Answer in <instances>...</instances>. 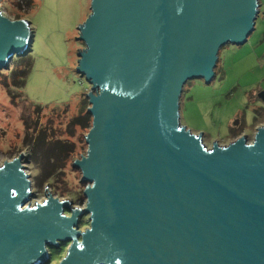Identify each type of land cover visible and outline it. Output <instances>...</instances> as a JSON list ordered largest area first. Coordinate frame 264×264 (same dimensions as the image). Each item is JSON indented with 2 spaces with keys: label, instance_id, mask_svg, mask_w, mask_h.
Segmentation results:
<instances>
[{
  "label": "water",
  "instance_id": "95a60500",
  "mask_svg": "<svg viewBox=\"0 0 264 264\" xmlns=\"http://www.w3.org/2000/svg\"><path fill=\"white\" fill-rule=\"evenodd\" d=\"M260 7L91 0L77 71L91 85L93 121L87 155L73 164L89 183L86 207L50 192L29 205L26 154L5 161L0 264H48L62 242L69 246L57 264H264V125L252 142L243 135L208 147L180 114L184 85L213 80L221 47L247 42ZM31 25L0 8V69L30 51Z\"/></svg>",
  "mask_w": 264,
  "mask_h": 264
},
{
  "label": "rangeland",
  "instance_id": "374dc122",
  "mask_svg": "<svg viewBox=\"0 0 264 264\" xmlns=\"http://www.w3.org/2000/svg\"><path fill=\"white\" fill-rule=\"evenodd\" d=\"M260 1L254 31L243 45L221 47L213 80L192 78L184 85L181 122L194 133L202 132L208 147L215 141L228 145L243 135L252 142L264 125V99L259 97L264 92V0ZM0 8L13 20H30L34 30L30 51L0 69V166L26 154L23 163L33 192L29 205L43 203L50 192L69 199L73 208L85 209L89 183L73 164L87 155L91 129L80 122L88 114L91 85L77 71L78 52L86 48L79 26L91 14V0H0ZM18 57L24 58L21 64ZM18 64L30 67L23 87L14 83L12 74ZM92 121L91 117V126ZM79 224L86 229L89 214L81 216ZM68 246L62 242L50 248L48 264H57Z\"/></svg>",
  "mask_w": 264,
  "mask_h": 264
},
{
  "label": "trees",
  "instance_id": "16d2710c",
  "mask_svg": "<svg viewBox=\"0 0 264 264\" xmlns=\"http://www.w3.org/2000/svg\"><path fill=\"white\" fill-rule=\"evenodd\" d=\"M23 59H24L23 57H18L17 58V60H20L19 61L20 64H21V61ZM20 64H18V66H16L14 68V70H12V72H13L12 74L15 77L14 83L18 84L20 87H23L26 84V80H25L26 79V74L29 71L30 67L23 68V67L20 66ZM91 117H92V115L88 111V114L85 117V119H83L82 121H80V119H79L78 121H80L82 123V125H85V123H89V126L91 128L92 127L91 126Z\"/></svg>",
  "mask_w": 264,
  "mask_h": 264
},
{
  "label": "crops",
  "instance_id": "0c3cea01",
  "mask_svg": "<svg viewBox=\"0 0 264 264\" xmlns=\"http://www.w3.org/2000/svg\"><path fill=\"white\" fill-rule=\"evenodd\" d=\"M263 59H264V51L262 52V55H261L262 62H263Z\"/></svg>",
  "mask_w": 264,
  "mask_h": 264
},
{
  "label": "built area",
  "instance_id": "2783aa9c",
  "mask_svg": "<svg viewBox=\"0 0 264 264\" xmlns=\"http://www.w3.org/2000/svg\"><path fill=\"white\" fill-rule=\"evenodd\" d=\"M263 63H264V59H263Z\"/></svg>",
  "mask_w": 264,
  "mask_h": 264
}]
</instances>
